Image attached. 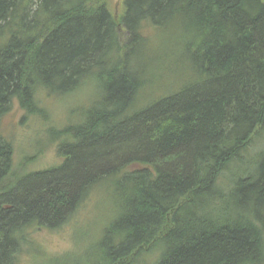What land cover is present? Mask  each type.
<instances>
[{"label": "trees", "instance_id": "1", "mask_svg": "<svg viewBox=\"0 0 264 264\" xmlns=\"http://www.w3.org/2000/svg\"><path fill=\"white\" fill-rule=\"evenodd\" d=\"M110 7L0 0V264L92 199L106 225L83 264H264V0ZM89 87L76 120L48 124L46 99ZM15 104L47 123L21 168ZM48 147L60 162L26 172Z\"/></svg>", "mask_w": 264, "mask_h": 264}, {"label": "rangeland", "instance_id": "2", "mask_svg": "<svg viewBox=\"0 0 264 264\" xmlns=\"http://www.w3.org/2000/svg\"><path fill=\"white\" fill-rule=\"evenodd\" d=\"M125 1L126 0H110L111 12L119 16L123 15L125 12ZM164 38L166 39V35ZM161 44L164 43L161 41L156 42L157 46ZM166 49L168 50V48ZM171 57L172 53L170 52L167 60ZM151 62L153 67L157 66L156 61L152 57ZM170 78L165 79L164 77V81L169 80ZM164 81L161 84H165L166 81L165 83ZM90 96L91 90L89 87L82 89L74 96L68 98L46 99V110L51 114L50 119H48V124L61 127L70 119L76 120L78 113L81 115V110L85 105H88ZM77 110H79V112ZM23 116L24 112L19 108L18 104H15L11 113H9L3 120L2 126L5 136L9 138L14 145L15 168H21L25 159L28 156H33V154L37 152L35 146L38 145V140L44 136L42 132L47 127V123L39 118L33 117L29 120H22ZM59 162L60 159L56 157L54 148L48 147L34 163L28 165V169L26 165V172L45 169L49 166L58 164ZM93 200L94 199L89 201L80 212L61 229L38 230L35 233V243L28 245L27 252L21 255L20 264H46L49 259L48 257L63 255L66 252H74V250H76L75 254L62 256L59 264H73L74 262L83 264L82 261L88 262L91 260V252L93 251L92 246L96 240L95 238H92V236L96 231V227L98 228L99 233H101L106 225L101 223L95 227L96 221H102L101 214L104 213L105 202L103 200L93 202ZM107 220L108 218L105 219V222H107ZM85 233L86 236L80 241L86 242L85 247L82 249H76L78 246L76 240L80 239ZM157 252L153 253L152 257H155ZM139 264H144V262Z\"/></svg>", "mask_w": 264, "mask_h": 264}, {"label": "bare ground", "instance_id": "3", "mask_svg": "<svg viewBox=\"0 0 264 264\" xmlns=\"http://www.w3.org/2000/svg\"><path fill=\"white\" fill-rule=\"evenodd\" d=\"M186 38V37H185ZM176 59V58H175ZM179 59V58H178ZM178 63V62H177ZM182 64V63H181ZM175 68V67H174ZM154 76V75H153Z\"/></svg>", "mask_w": 264, "mask_h": 264}]
</instances>
